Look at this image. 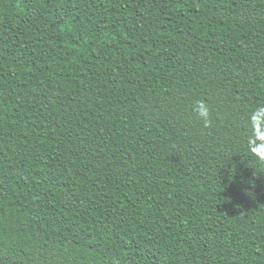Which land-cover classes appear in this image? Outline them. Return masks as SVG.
Returning <instances> with one entry per match:
<instances>
[{
  "label": "trees",
  "instance_id": "trees-1",
  "mask_svg": "<svg viewBox=\"0 0 264 264\" xmlns=\"http://www.w3.org/2000/svg\"><path fill=\"white\" fill-rule=\"evenodd\" d=\"M259 108L264 0H0V264H264Z\"/></svg>",
  "mask_w": 264,
  "mask_h": 264
},
{
  "label": "clouds",
  "instance_id": "clouds-1",
  "mask_svg": "<svg viewBox=\"0 0 264 264\" xmlns=\"http://www.w3.org/2000/svg\"><path fill=\"white\" fill-rule=\"evenodd\" d=\"M195 111L198 114V116H200L204 120L205 125L207 126L210 116V110L208 106L203 101H199L197 103ZM257 121H264V108H259L255 110L253 115L250 117V122L252 123L253 126V135L249 138V144L253 152H255L259 147V145L257 144L259 135L255 131V125Z\"/></svg>",
  "mask_w": 264,
  "mask_h": 264
}]
</instances>
